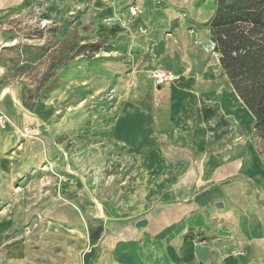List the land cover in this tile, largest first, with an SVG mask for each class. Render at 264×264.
I'll use <instances>...</instances> for the list:
<instances>
[{
  "label": "crops",
  "instance_id": "1",
  "mask_svg": "<svg viewBox=\"0 0 264 264\" xmlns=\"http://www.w3.org/2000/svg\"><path fill=\"white\" fill-rule=\"evenodd\" d=\"M216 2L49 0L51 14L63 25L59 39L80 32L79 41L86 37L88 42L110 44L117 57L103 60L99 67L88 61L78 70L60 68L67 76L48 98L41 97L35 85H25L22 74L11 75L0 66V112L13 123L7 132L0 130V174L3 165L18 158V150L5 153L23 138L24 125L37 127L38 139L12 173L45 164L56 167V162L60 166L61 156H68L63 145L71 130L50 131L48 125L57 126L67 100L69 105L77 103L79 87L91 96L111 89L118 99L113 128L88 136L100 138V147L91 140L84 163L66 161L62 176L55 173L51 178L58 188L68 186L62 198H54L49 215L56 220L50 239L66 245L64 264L263 262L259 217L251 212L245 190L250 187L256 197L264 198V155L254 138V117L215 52L209 23ZM9 48L3 45L0 58ZM154 71L172 80L155 85L149 76ZM26 88L35 91L26 96ZM100 117L104 123L109 115ZM106 152H126L139 161L127 180L121 185L117 180L121 194L97 199L88 179L84 183L79 175L83 167L96 174L97 186L102 174L95 171L108 165ZM78 184L84 185V193L76 190ZM142 220L147 225L139 229ZM188 234L193 238L185 242ZM94 247L95 261L88 254Z\"/></svg>",
  "mask_w": 264,
  "mask_h": 264
},
{
  "label": "rangeland",
  "instance_id": "2",
  "mask_svg": "<svg viewBox=\"0 0 264 264\" xmlns=\"http://www.w3.org/2000/svg\"><path fill=\"white\" fill-rule=\"evenodd\" d=\"M48 1L0 0V50L3 45H7L10 41L15 44L12 48L1 53L0 66L8 68L11 75L22 74L20 78L24 79L25 85H35V90L41 91L39 94L44 98H48L53 92L57 91L63 80H65L67 75L60 68L68 71V67H73L78 70L80 66L88 61H92L93 64L95 63V67H99L103 60H111L117 57L116 54H113L115 51H112V45L104 43L100 52L79 55L75 59L76 51L81 45L101 42H88L86 37L83 41H79L81 38L80 32H73L71 37L64 40L59 39V35L63 36L64 34L61 31L63 25L51 14ZM10 21L20 24L13 30L6 24ZM88 27L91 28V25ZM7 37L12 38L10 41H6ZM45 54L47 55L44 59ZM95 60L97 62H94ZM38 66L44 68L39 70ZM154 72H150L149 76L156 85L157 83L152 77ZM35 90L31 89L30 91L33 93ZM112 93L113 90L109 89L107 93L100 91L98 94L91 96L88 91H84V88L79 87L76 90L77 95L74 97L77 103L73 101L69 105V100H67L64 110L60 112L61 115L56 119L57 126L52 123L48 125L50 131L58 128L71 130L69 131L71 132V138L67 136L66 140L69 139V141L63 145L67 148L66 154L68 156L65 154L61 156L60 166L56 162V167L45 164L41 167H29L24 171H19L16 175L12 173L17 169L16 167L21 168L20 165L23 162L24 155L32 152V144L38 139L36 138L37 133L35 134L37 127L32 128L30 125H24L22 129L23 138L17 142V145L7 147V153L5 154L12 150H18L19 153L18 158H14L15 160L13 159V161L3 165L5 170L0 174V186L3 188V191H0V264H10V262L15 263L16 261L22 264H64L66 245L50 239L52 234H49V232L56 224V220L49 215L54 209V198H62L65 192L68 191V186L63 184L58 188L59 186H54L55 182H52L51 178L55 176V173L62 176L63 171L66 170L63 167L66 161L76 163L82 161L84 163L87 156L86 149L87 146H90L88 144H91V140L96 142L94 145L100 147V138L90 140L88 136L91 134L90 132L93 134L98 133L100 129H105L108 133L113 128L112 125H114L119 111L117 107L118 99ZM126 96L127 93L122 97ZM105 112L108 113L109 118L101 123L100 114ZM89 116L92 119L91 121L88 120ZM102 124L104 125L103 128H101ZM10 126H13L11 119L0 112V130L7 132ZM26 128L29 129L28 134L24 132ZM254 138L259 150L264 154V141L257 133ZM64 140L61 139V141ZM105 156H107L108 165L100 171H95V173L102 174L99 180L103 184L100 182L97 186H94L96 184L94 177L96 174H91L89 170L84 171L83 166V173L79 175L83 178L84 183L86 182L85 179H88V188H90V185L93 186V196H96L97 199L107 198L108 194L111 193L114 195L121 194L122 191L119 187L122 182L120 181L127 180L132 175L134 167L139 161L136 156L126 152L121 154L112 152L107 154L106 152ZM55 160H57V157ZM53 162L50 161V163ZM13 174L15 179L10 180ZM8 179L10 183L9 185L7 183L8 186H6L4 185L5 180L8 181ZM117 180H119L120 185L117 184ZM76 190H81L84 193V185L80 186L78 184ZM245 194L248 197L251 212L259 217L256 223L258 227V246L262 248L264 247V198L256 197L255 192L250 187L246 188ZM97 222L101 223V219H97ZM89 249L88 254H91L95 261V256H97L96 247L92 249V252ZM82 256L85 257V252L82 253ZM262 261L264 264V255Z\"/></svg>",
  "mask_w": 264,
  "mask_h": 264
},
{
  "label": "trees",
  "instance_id": "3",
  "mask_svg": "<svg viewBox=\"0 0 264 264\" xmlns=\"http://www.w3.org/2000/svg\"><path fill=\"white\" fill-rule=\"evenodd\" d=\"M6 24L14 30L20 23ZM210 33L221 67L264 141V0H217ZM102 44H83L74 57L98 53ZM192 238L188 234L185 242Z\"/></svg>",
  "mask_w": 264,
  "mask_h": 264
},
{
  "label": "built area",
  "instance_id": "4",
  "mask_svg": "<svg viewBox=\"0 0 264 264\" xmlns=\"http://www.w3.org/2000/svg\"><path fill=\"white\" fill-rule=\"evenodd\" d=\"M152 77L158 85H163L172 80V77L169 74L164 73V72H154L152 73ZM24 132L28 134L29 129L28 128L24 129Z\"/></svg>",
  "mask_w": 264,
  "mask_h": 264
},
{
  "label": "water",
  "instance_id": "5",
  "mask_svg": "<svg viewBox=\"0 0 264 264\" xmlns=\"http://www.w3.org/2000/svg\"><path fill=\"white\" fill-rule=\"evenodd\" d=\"M220 206H222V205H220ZM146 225H147V221H140L137 226L139 228H141V227H145Z\"/></svg>",
  "mask_w": 264,
  "mask_h": 264
},
{
  "label": "bare ground",
  "instance_id": "6",
  "mask_svg": "<svg viewBox=\"0 0 264 264\" xmlns=\"http://www.w3.org/2000/svg\"><path fill=\"white\" fill-rule=\"evenodd\" d=\"M11 42H12V41L8 42V43H7V46H13V45H15L14 43L12 44ZM16 44H17V43H16Z\"/></svg>",
  "mask_w": 264,
  "mask_h": 264
}]
</instances>
